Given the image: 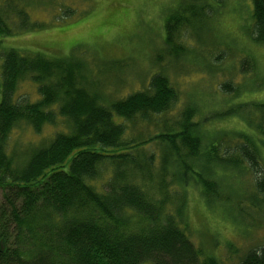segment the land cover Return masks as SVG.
<instances>
[{"label": "trees", "instance_id": "obj_1", "mask_svg": "<svg viewBox=\"0 0 264 264\" xmlns=\"http://www.w3.org/2000/svg\"><path fill=\"white\" fill-rule=\"evenodd\" d=\"M202 1L188 0L187 7L167 17L166 54L191 57L176 39L192 18L201 20ZM251 3L252 40L264 46V0ZM2 9V38L20 30L15 28L18 22L24 30L39 27L27 23L23 10L14 11L12 27ZM0 59V264H218L204 257L181 227L185 192L199 183L204 197H216L213 168L202 176L197 167L200 161L216 169L228 167V154L234 151L236 163L248 164L255 189L264 194L251 137L241 133L234 150L222 147V158L213 144L200 153L198 108L190 103L147 141L126 140L128 124L160 120L177 104V92L163 74L153 75L146 90L107 102L88 83L85 63L73 56L48 59L10 49L0 51ZM242 65L253 69L248 58ZM24 78L37 85L35 102L15 96ZM219 88L226 95H239L230 84ZM244 106L264 116V103L255 102L239 103L227 113ZM58 121L63 131L23 154L13 152L11 139L18 127L39 135ZM149 142L162 150L155 173L153 156L142 157L141 152ZM236 264H264V248L247 251Z\"/></svg>", "mask_w": 264, "mask_h": 264}, {"label": "rangeland", "instance_id": "obj_2", "mask_svg": "<svg viewBox=\"0 0 264 264\" xmlns=\"http://www.w3.org/2000/svg\"><path fill=\"white\" fill-rule=\"evenodd\" d=\"M188 3V0H0V8L9 14L12 27L14 11L19 10L26 12L28 24H39L38 28L24 30L18 22L15 28L20 30L11 36H0V51L38 53L48 59L73 56L85 63L88 83L91 88L100 89L107 102L146 90L150 78L161 73L177 92V104L160 120L150 117L146 123L135 120L128 124L125 139L147 141L163 131L162 123H171L179 111L192 103L198 108L195 121L200 124L199 152L209 151L213 144L219 147L216 154L222 158V147L235 148L242 133L248 140L250 137L254 140L251 149L264 176V116L249 113L246 106L228 114L239 103H264V62L259 55L264 46L252 40L251 0H203L201 20L192 18V25L184 28L187 31H181L176 39L191 57L175 59L163 50L164 24L172 12H180ZM246 58L253 64L252 71L248 65H242ZM112 63L119 65L113 68ZM225 83L237 88L239 95L220 91L219 86ZM36 88L24 78L18 82L15 96L35 102ZM61 124L58 121L54 127L45 126L39 135L29 128L18 127L11 139L13 152L20 155L40 145L55 132L63 131ZM161 151L155 142L146 143L141 149L142 157L153 156L154 173L159 168ZM233 153L228 154L230 162L225 168L223 164L216 169L199 162L197 171L202 176L213 168L217 196L204 197L199 183L189 186L181 220V227L196 248L218 264H236L247 251L264 248V194L255 189V178L248 164L236 163Z\"/></svg>", "mask_w": 264, "mask_h": 264}, {"label": "snow or ice", "instance_id": "obj_3", "mask_svg": "<svg viewBox=\"0 0 264 264\" xmlns=\"http://www.w3.org/2000/svg\"><path fill=\"white\" fill-rule=\"evenodd\" d=\"M259 55L261 57V61L264 62V49L261 50Z\"/></svg>", "mask_w": 264, "mask_h": 264}, {"label": "bare ground", "instance_id": "obj_4", "mask_svg": "<svg viewBox=\"0 0 264 264\" xmlns=\"http://www.w3.org/2000/svg\"><path fill=\"white\" fill-rule=\"evenodd\" d=\"M249 145V144H248Z\"/></svg>", "mask_w": 264, "mask_h": 264}]
</instances>
